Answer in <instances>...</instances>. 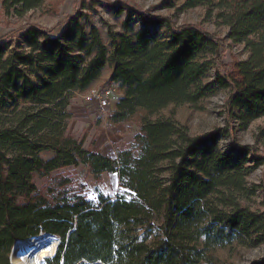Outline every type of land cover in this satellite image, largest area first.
Masks as SVG:
<instances>
[{"label": "trees", "instance_id": "16d2710c", "mask_svg": "<svg viewBox=\"0 0 264 264\" xmlns=\"http://www.w3.org/2000/svg\"><path fill=\"white\" fill-rule=\"evenodd\" d=\"M46 1L2 0V8L22 17ZM199 6L207 7L206 18L227 27V39L250 53L231 72H216L210 85L202 79L220 57V42L153 12L178 15ZM135 12L139 29L110 33L109 47L77 19L58 37L29 26L27 51L0 45V264H6L3 244L11 233L39 226L58 235L54 264H113L118 257V264H216L209 254L215 248L233 241L264 244V210L245 202L259 193L264 206V156L233 138L221 150L218 130L191 137L171 118L148 120L215 89L227 91L224 114L239 128L264 118V0H163ZM105 68L107 85L123 90L115 121L142 116L136 156L123 150L111 159L65 136L67 96L89 90ZM258 136L264 138V130ZM79 162L92 175L115 174L122 193L50 201L39 192L35 175ZM258 168L261 180L248 188L246 176Z\"/></svg>", "mask_w": 264, "mask_h": 264}, {"label": "rangeland", "instance_id": "374dc122", "mask_svg": "<svg viewBox=\"0 0 264 264\" xmlns=\"http://www.w3.org/2000/svg\"><path fill=\"white\" fill-rule=\"evenodd\" d=\"M161 2L163 0H47L42 7L29 11L22 17H16L4 13L2 0H0V45L8 52L18 48V45H21L20 51H27L24 32L29 26L42 31L52 30L48 34L49 37H58L71 20L77 19L86 33L95 28L99 33L101 43L109 47L110 33L133 34L139 29L136 10L146 11L151 7L159 6ZM153 12L171 17L175 26H197L220 42V57L202 79L203 84H212L218 71L222 75L225 72H231L235 63L246 60L250 54L243 43L237 44L226 38L228 30L226 26L219 24L215 18H206L207 7H195L192 10L178 13V15L166 9H157ZM128 17L130 22L126 24ZM19 31L22 32L19 34ZM40 33L43 32L40 31ZM109 74V69L105 68L101 71L99 78L90 85L89 90L82 93H71L67 96L66 111L70 119L66 121L64 133L66 137L82 142V148L85 150L104 157L116 159L118 153L123 150H130L136 156L138 147L134 139L139 132L142 116L137 113L132 118L121 122L115 121L112 113L122 97L123 90L116 84L107 85ZM105 88L112 90V101L109 108L100 110L94 103H87L86 98L91 89L102 91ZM226 96L227 91L215 89L195 104H171L149 115L148 120L171 118L180 126H185L191 137L218 130L221 133L218 142L221 150L226 147L230 138H233L239 144L252 146L259 155L264 156V138L258 136V133L264 130V118L256 119L245 128H239L234 120L228 119L224 114ZM49 156L48 152L41 154L43 159ZM79 163L77 167L62 168L51 172L48 176L35 175L33 179L39 192L50 201L73 195H81L93 201L98 196L115 198L122 193L115 174L102 173L95 176L89 172L85 163ZM261 171L258 168L246 176L248 188L261 180L263 175ZM245 202L252 210H257L258 207L264 210V206H261L262 196L259 193ZM49 235L59 239L58 235L46 226L11 233L3 244L6 264H12V251L17 243L37 238L43 240ZM55 238L52 239L55 240ZM56 249L52 250L51 257L44 259L46 264H54ZM128 251L135 253L137 261V251L133 249ZM209 254L216 264H252L259 259H264V244L248 247L238 241H233L226 247L215 248ZM118 261L119 257L113 264H118Z\"/></svg>", "mask_w": 264, "mask_h": 264}, {"label": "bare ground", "instance_id": "6f19581e", "mask_svg": "<svg viewBox=\"0 0 264 264\" xmlns=\"http://www.w3.org/2000/svg\"><path fill=\"white\" fill-rule=\"evenodd\" d=\"M46 237L55 238L53 235ZM44 238L28 240L26 242L17 243L12 251V264H46L44 259L50 254L57 245V238ZM51 257V256H50Z\"/></svg>", "mask_w": 264, "mask_h": 264}, {"label": "built area", "instance_id": "2783aa9c", "mask_svg": "<svg viewBox=\"0 0 264 264\" xmlns=\"http://www.w3.org/2000/svg\"><path fill=\"white\" fill-rule=\"evenodd\" d=\"M87 103H94L100 110H106L110 107L112 101V90L105 88L104 90L91 89L87 95Z\"/></svg>", "mask_w": 264, "mask_h": 264}, {"label": "water", "instance_id": "95a60500", "mask_svg": "<svg viewBox=\"0 0 264 264\" xmlns=\"http://www.w3.org/2000/svg\"><path fill=\"white\" fill-rule=\"evenodd\" d=\"M59 243H60V241H59V239H57V245H56L55 249L58 247ZM53 253H54V252H53ZM53 255H54V254H53ZM137 256H138V253H137Z\"/></svg>", "mask_w": 264, "mask_h": 264}]
</instances>
